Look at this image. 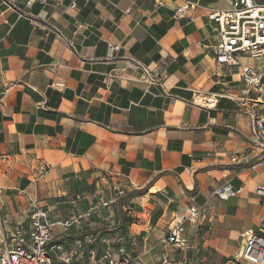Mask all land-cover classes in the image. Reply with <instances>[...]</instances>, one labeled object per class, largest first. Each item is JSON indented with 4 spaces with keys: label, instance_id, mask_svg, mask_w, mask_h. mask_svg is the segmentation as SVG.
<instances>
[{
    "label": "crops",
    "instance_id": "obj_1",
    "mask_svg": "<svg viewBox=\"0 0 264 264\" xmlns=\"http://www.w3.org/2000/svg\"><path fill=\"white\" fill-rule=\"evenodd\" d=\"M232 1L0 0V188L11 226L37 202L53 222L89 215L67 234L54 227L67 248L119 236L139 264L238 256L244 232L264 228L254 194L264 165L249 136L258 96L218 64L208 18ZM186 2L198 5L193 21L175 17ZM109 44L120 46L113 60ZM128 60L165 72V87L139 82ZM251 67L264 75L263 62ZM225 183L242 194L215 198ZM113 185L127 196L110 212L98 206ZM192 214L189 233L201 232L184 255L163 241Z\"/></svg>",
    "mask_w": 264,
    "mask_h": 264
},
{
    "label": "built area",
    "instance_id": "obj_2",
    "mask_svg": "<svg viewBox=\"0 0 264 264\" xmlns=\"http://www.w3.org/2000/svg\"><path fill=\"white\" fill-rule=\"evenodd\" d=\"M35 2L48 4L49 0H29V6ZM198 8L197 4L186 2L175 12L176 19L189 18L188 12ZM208 18L217 25L219 42L216 48L217 62L226 66L230 71L238 69L245 87L249 92L257 94L254 101L256 107L248 112L251 119L250 138L253 143L251 154L258 155L264 165V75L256 68L243 65L241 57L263 61L264 68V0H233L229 10L220 12L210 10ZM120 46L109 44L107 57L113 60ZM129 68L140 73L139 82L147 85L165 87L166 73L152 70L143 63L128 60ZM112 74L107 79H116ZM62 86V85H59ZM211 102V100H210ZM209 102V103H210ZM244 102H248L247 99ZM262 106V108L258 106ZM40 175L45 176L51 168L47 163L40 166ZM0 188V264H139L136 259L126 252V241L117 236L113 239L98 240L90 236L82 242H76L67 248L63 244L54 243V227L60 226L63 234H67L73 224H79L86 216H72L66 220L53 222L50 210L33 202L28 212L26 222L11 226L4 217L1 206ZM109 191L112 197L98 207L106 208L110 212L118 206L127 196V186H111ZM243 188L234 189L230 183H225L213 193L214 197L227 201L240 196ZM254 194L260 199L264 209V178L254 189ZM80 197H76L78 200ZM131 214V210L128 211ZM193 214L177 225L170 227L164 244L174 251L186 255L196 249V237L200 229L194 227V232L189 233V228L196 225ZM264 224V217L261 218ZM188 225H190L188 227ZM242 247L237 257L228 260L226 264H264V228L261 230L249 229L242 236ZM99 243L106 245L103 256L99 257ZM85 246L91 247L87 252ZM54 252L55 260L50 253ZM118 253V258L116 257ZM163 264H171L168 258ZM183 264H193L188 258L183 259Z\"/></svg>",
    "mask_w": 264,
    "mask_h": 264
},
{
    "label": "rangeland",
    "instance_id": "obj_3",
    "mask_svg": "<svg viewBox=\"0 0 264 264\" xmlns=\"http://www.w3.org/2000/svg\"><path fill=\"white\" fill-rule=\"evenodd\" d=\"M239 60H240V62L243 65H246V66H255V67L260 66L262 64V62H263L262 60H255V59H251V58H247V57H241ZM243 88L245 89V85H243ZM106 201H108V200H105L103 202H106ZM103 202H101V203H103ZM105 210L107 211L108 209L105 208ZM58 229H59L58 227L54 228V232L53 233L54 234H57L58 233ZM126 252H127V250H126ZM100 253H101V251L99 250L98 251V254H100ZM50 255H51L52 259L55 260V254H54V252L50 253ZM115 255L118 258V253L117 252H116Z\"/></svg>",
    "mask_w": 264,
    "mask_h": 264
}]
</instances>
